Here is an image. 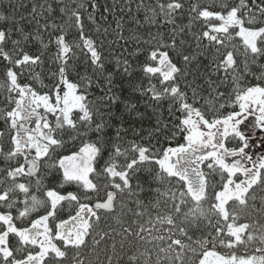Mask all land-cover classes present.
Returning <instances> with one entry per match:
<instances>
[{
	"label": "snow or ice",
	"instance_id": "1",
	"mask_svg": "<svg viewBox=\"0 0 264 264\" xmlns=\"http://www.w3.org/2000/svg\"><path fill=\"white\" fill-rule=\"evenodd\" d=\"M58 3L62 23L52 18L55 9L47 0L33 4L29 15L36 22L35 32L25 31L11 3L12 12L0 11V87L7 93L0 108L7 128V140L0 144L5 165L0 168V264H90L84 251L90 248L89 239L92 251L112 240L111 248L103 249L108 264L114 258L117 264H153V253L156 264L172 253L183 264L185 250L192 253L191 264L197 259L198 264H264V247L256 249L260 255L216 251L218 244L230 250L256 239L264 244V229L256 236L249 231L254 224L240 222L246 213H264V195L258 202L255 191L264 185V155L253 159L248 151L256 130L264 132V0H197L184 26L175 25L183 0L141 3L146 22L156 23L160 17V23L175 26L167 40L157 34L144 41L147 48L140 46L139 37H131L137 42L135 50L114 57L119 84L105 63L108 29L100 33L97 27L94 37L83 22V3ZM91 8L95 10L94 2ZM88 19L94 22L92 14ZM122 27L117 22L116 39L107 40L109 45L126 41ZM73 29L78 35L69 40L67 33ZM186 35L195 48L185 47ZM33 41H39L36 52L26 50ZM52 47L46 84L43 71L36 69L44 67ZM81 56L94 74L107 72L102 94L94 100L89 99L93 76L85 74L80 82L69 78ZM133 58L139 64V82ZM201 58L216 76L206 81L207 95L195 75L187 79ZM254 65L259 75L252 71ZM249 77L257 83H248ZM225 86L230 90L221 91ZM114 88L148 96L156 108L167 102L169 114L178 120L172 138L180 134L184 143L154 151L126 140L125 113L142 114L127 99L120 112ZM225 108L231 110L223 114ZM155 131L169 129L158 119ZM4 136L0 132V140ZM230 139L237 146L228 147ZM145 170L149 180L141 179ZM145 183L146 195L154 194L148 203L140 198ZM102 222L106 230L98 231ZM202 225L207 235L194 240ZM116 237L123 256L117 255Z\"/></svg>",
	"mask_w": 264,
	"mask_h": 264
},
{
	"label": "trees",
	"instance_id": "2",
	"mask_svg": "<svg viewBox=\"0 0 264 264\" xmlns=\"http://www.w3.org/2000/svg\"><path fill=\"white\" fill-rule=\"evenodd\" d=\"M40 2H44V0H0V11H4L5 9H7L8 12H12L13 8L9 6V4L11 3V5L15 6L16 9V19L19 20L20 23L25 27V31L35 32L37 29V25L35 20H33L29 14L31 13L33 4ZM47 2L51 3L55 9L52 18L55 19L56 23H62V19L60 18V14H59L58 0H47ZM93 2L96 4L95 10L91 8V4ZM196 2L197 0H183L184 9L182 10V12L177 14L175 19V25L184 26L188 24L189 8L192 3H196ZM199 2L202 4H207L210 2V0H199ZM231 2L238 3L239 0H231ZM259 2L260 0H257V3ZM65 3H70L73 7H75L79 3H83L84 8L86 9V11L82 9L83 22L85 24L86 30L94 37L97 35L96 33L97 27H99L100 33H103L105 28L108 29L107 39L105 40V44H104V53L106 57L105 63L107 65V70L112 71L114 73V79L118 84L122 83V81L119 75H115L116 66H115L114 57L122 53L124 55H127L129 52L135 50V48L137 47V42L135 39H131V37H139L140 46L147 48L149 46L145 44L144 41L150 40L153 35H157V34H160V36H162L165 40H167L172 33V28L175 26L171 24L160 23L159 22L160 17H157L156 23H149L145 21V15L147 14L146 7H138V5H141V3H143V5L145 6H153L155 4V0H65ZM248 3L251 4V0H248ZM105 9H108V11H105ZM89 14H92L94 18V22L88 19ZM21 17H23L24 19L21 20L20 19ZM117 22H120L123 26L121 31H122V35L126 38V41L121 40L117 43H113L109 45L107 43V40L116 39L113 29H116ZM43 23L44 21L41 20V24ZM194 30H195V26H193V31ZM41 31L43 32V29H41ZM77 35L78 33L73 29L67 33V39L72 40ZM182 38L186 40L185 47L191 46L192 48H195V41L190 38V35H186ZM44 40L45 42H47L48 40V36L46 33L44 34ZM39 48H40L39 41H33L32 44H30L26 50L36 52L37 49ZM125 49H127V51H125ZM54 54H55V49L54 47H52L51 50L45 56L44 67L42 69L41 68L36 69V71H43L44 73L43 78L46 84L49 83L48 80L49 69L51 67L52 57L54 56ZM173 59L177 60L178 62V59L175 57L174 54H173ZM143 60H144V56L141 55L139 57V61L142 62ZM74 63H75V67L71 70L69 74V78L74 82H80V77L84 76L85 74L89 76H93V87L89 89V99L94 100L97 97H99L102 94L101 86L105 83L104 76L107 75V72H104L102 74L96 72L94 74L93 69L88 65V63L85 61L83 56L79 57V59ZM260 63H264V61H260ZM132 64H133V70L135 71L136 74L135 81L139 82V77L141 75L139 70V64L134 58L132 60ZM207 65H208V60L201 58L200 63L191 66V68L189 69L191 74L187 77V79L191 81L193 79V75L196 76V84L200 85L205 90L204 95H207L208 84L206 83V81L211 75ZM252 71L256 72L257 75H259V69L255 65L252 66ZM211 79L215 80L216 76L211 75ZM3 81H4L3 75L0 74V85L3 84ZM247 82L250 84L257 83L256 79L253 77H249ZM143 83L145 86H147V80H144ZM153 83H157V81L153 80ZM183 86H184L183 82H181V87L183 88ZM220 90L229 91L230 86L222 87ZM113 93L117 97H119L118 104H119L120 112L124 110L125 101L127 99L130 100L132 103H136L139 112L142 114L141 117H137L136 113H132L131 116H128L125 113V119L127 123L124 124V128L129 129L127 136L125 138L126 140L135 139L137 143H141L144 146H152L154 151H159L160 149L168 146L175 147L178 144L184 143L183 136L180 134H177L175 138H172L171 129L173 128L175 123H178V120H176L175 117L169 114L167 102H164L162 107L156 108L151 102L150 97L148 96L141 97L139 92L132 93L130 89H125L122 92L121 89L114 88ZM6 94H7L6 91L2 87H0V108L4 106L3 101ZM189 96H191L190 90H189ZM230 110L231 109L225 108L224 110H222V112L223 114H227V112ZM117 114H119V112ZM176 115L178 116L179 113H176ZM209 118H211V113H209ZM158 119L160 121V126L163 128V126L166 124L168 126L169 131L165 132L164 134L156 133L155 129L157 126ZM133 128L138 134L133 133V131L131 130ZM258 131L259 130H256V134L253 137L254 143H251L250 148L248 149V151L251 154H254L253 159H256L257 156L264 155V147L260 146L261 140H264V138L262 136L258 138L257 135ZM0 132L5 133L4 139L0 140V144H3L7 140V128L2 119H0ZM79 143H80L79 140H77L75 146L78 147ZM227 146L230 148L235 147L237 146V141L230 139L227 142ZM69 147H72V145H69ZM105 158H107V155L105 156ZM121 162H123L122 159ZM101 163H103V161H101ZM248 166L251 165L249 164ZM2 167H5V165L3 161L0 160V168ZM141 179L149 180L146 170L142 174ZM136 184H137V180L133 178L132 180L133 188L134 190L139 191V189L136 188ZM151 186L153 188L157 187L154 181L151 182ZM143 187L145 189V193H141L140 198L144 199L145 203H148L150 199L154 200V194L152 196L146 195L149 184L145 183ZM69 190H73V189H69ZM255 191L257 193V199L259 202V197L261 195H264V185L256 187ZM124 198L127 199L126 194ZM62 215L63 218L65 219L67 218L68 215L67 206H65ZM240 222L254 224L255 227L250 228L249 231L252 232L253 235L259 236L261 234V229H264V213H256V212H252L251 214L246 213L242 216ZM101 230H106L103 222L101 224L100 229H98V231ZM207 231L208 230L204 228V226L202 225V231H197L193 235V239L195 240L201 238L202 236L207 235ZM209 239H211V237H209ZM244 239L247 240V235L244 236ZM115 241H116L117 255L123 256V254L120 252V237H116ZM89 245L90 248L84 250L86 261L90 262V264H108L103 249L105 248L110 249L112 245V240L109 239L107 242H102L100 248L96 249L95 251L91 250V239H89ZM194 247H196V245H194ZM208 247L211 248V245H208ZM261 247H264V244H261L259 239H256L254 241L238 245L236 248L231 250L222 247L218 244L216 247V251L220 252L221 254H229L230 252H235L238 256L260 255V253L257 252L256 249ZM141 251H143L142 247H141ZM177 251H179V249H177ZM185 252L186 254L184 255L183 258V264H191L190 257L192 256V253L187 252V250H185ZM152 260H153V264H156L155 253H153L152 255ZM112 264H117L115 258L113 259ZM141 264H143V262H141ZM162 264H181V261L176 260L175 253H172L171 258L163 259ZM196 264H198V259L196 260Z\"/></svg>",
	"mask_w": 264,
	"mask_h": 264
},
{
	"label": "rangeland",
	"instance_id": "3",
	"mask_svg": "<svg viewBox=\"0 0 264 264\" xmlns=\"http://www.w3.org/2000/svg\"><path fill=\"white\" fill-rule=\"evenodd\" d=\"M253 115H256V114H253ZM253 115H252L251 117H249V119H250L251 121H254V119H255V116H253ZM257 135H258V138L261 137V136L264 138V133L261 132V131H258V132H257ZM259 140H260V139H259Z\"/></svg>",
	"mask_w": 264,
	"mask_h": 264
}]
</instances>
